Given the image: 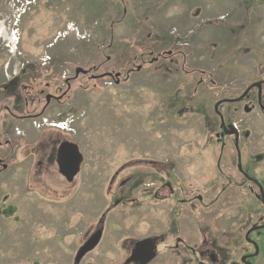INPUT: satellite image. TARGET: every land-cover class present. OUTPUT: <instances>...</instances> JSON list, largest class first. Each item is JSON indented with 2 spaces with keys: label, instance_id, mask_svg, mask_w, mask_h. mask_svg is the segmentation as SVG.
I'll return each mask as SVG.
<instances>
[{
  "label": "rangeland",
  "instance_id": "obj_1",
  "mask_svg": "<svg viewBox=\"0 0 264 264\" xmlns=\"http://www.w3.org/2000/svg\"><path fill=\"white\" fill-rule=\"evenodd\" d=\"M23 1L0 0V89L21 77L25 103L23 61L33 60L24 49L56 57L62 83L77 67L97 69L44 114L76 118L72 131L19 138L6 157L0 264H239L254 252L246 233L264 225V95L220 108L239 131L246 178L234 138L217 136L215 103L264 79V0H37L18 19ZM181 16L185 26L174 28ZM12 20L16 52L6 41ZM138 66L127 81L98 78ZM52 69L35 75L47 79ZM5 93L0 139L12 125L25 135L19 117L2 110L14 99ZM32 109L33 118L43 112ZM64 140L83 156L72 182L55 159ZM250 238L260 249L251 261L264 264V229Z\"/></svg>",
  "mask_w": 264,
  "mask_h": 264
},
{
  "label": "flooded vegetation",
  "instance_id": "obj_2",
  "mask_svg": "<svg viewBox=\"0 0 264 264\" xmlns=\"http://www.w3.org/2000/svg\"><path fill=\"white\" fill-rule=\"evenodd\" d=\"M176 39H179L177 36H174ZM187 44V43H185ZM56 59V58H55ZM54 58H51V60L49 62H43L42 63H38V61H33L31 62L30 60L25 61L24 64V68L25 72H24V76L26 74H28L27 77V81L25 82V86L27 87V92L26 94H22V96H24V104L22 103L21 99L18 98L19 94L17 93V90L19 91L21 89L22 86V78L18 77L15 78V81L11 82V79L8 82H5L3 84V86L1 87V91L6 92L4 94V96L6 98L13 96L14 99L13 101H9L8 104H3L2 105V110H6L7 112L9 111L10 114H12L13 116L19 117L17 120H32L33 116L30 115L29 113H27L28 110H30V108L34 111H38V110H43V113H45L52 102L56 101L59 104H63L64 102H66V100L68 99V97H70L71 95V91L73 88V83L75 80L79 79L80 75H90L93 74L96 69L97 66H94L92 68H75L74 70V75L70 76L67 75L65 78V81L62 83L61 82V78L59 72H58V66H57V59L55 60ZM155 59V58H154ZM20 63H22V61H19L17 65H19ZM40 66H45V68H41ZM139 67V66H138ZM137 67V68H138ZM50 68H54L52 69V72L48 75L47 79H41V77L37 78V76L35 75V72L37 71H41V70H45V69H50ZM137 68L135 67H131L128 70H126V72L123 74V72H114V74L119 73V77L116 78L120 81V80H129L131 73L134 70H137ZM142 66H140L141 70ZM54 70V71H53ZM113 74L112 72H108ZM41 76V75H40ZM91 76V75H90ZM96 77L94 74L92 75L93 79ZM113 78V77H112ZM113 78V80H115ZM13 80V79H12ZM257 84H260V86H258ZM254 89L257 90L256 93H254ZM254 95L259 101H262V97L264 95V79L260 80L257 83H253L250 86L246 87L244 89V91L237 97H233V98H226V99H221L218 100L215 103V106L217 103H220L218 108H219V112H220V108L224 105V104H240L242 102H244L247 98L251 97V95ZM66 98V99H65ZM65 99V100H64ZM1 106V105H0ZM233 110H236V108H234ZM245 110H249V107H245ZM5 111V112H6ZM18 111H24V115H19ZM40 111V112H41ZM6 112V113H7ZM18 113V114H17ZM27 113V114H26ZM219 118H220V127H221V132L217 133V136L219 137V140H221L224 137L230 136L234 138V143L236 146V150H237V157H238V170L241 172L242 176L244 178H246L245 176V170L242 167V153L240 151L239 148V135H238V140H237V135L235 134V130H233L231 127L233 125H231V123H226V119L225 116L220 112L217 113ZM223 121H224V125H223ZM5 127L4 128H8L9 123L7 121H5ZM235 127V126H233ZM226 128L225 134L222 135V133H224V129ZM239 134V131H237ZM14 133H8L7 136H4L3 139H0V154L2 153V157H0V174L3 172V170H8V167L10 165H8V163L6 162V157L8 156V153L11 154V150H14L13 145H15L17 142H19V140H16L15 137L20 136V134L16 133L15 135ZM22 136V135H21ZM242 171H241V170ZM251 230V229H250ZM251 233V232H250ZM247 234V233H246ZM249 237L246 236V240L253 246L254 248V252L248 253V254H244L241 256L240 258V262L239 264H253V262L251 261L253 258L257 257L258 254L260 253V249L257 245V243L252 240Z\"/></svg>",
  "mask_w": 264,
  "mask_h": 264
},
{
  "label": "water",
  "instance_id": "obj_3",
  "mask_svg": "<svg viewBox=\"0 0 264 264\" xmlns=\"http://www.w3.org/2000/svg\"><path fill=\"white\" fill-rule=\"evenodd\" d=\"M138 69H140V67ZM106 75L112 76L113 74H104L102 75V77ZM119 75L120 74L118 73L115 75V77H119ZM258 86L260 85L258 84ZM218 104L216 106V110H217ZM231 128L235 130L233 126ZM225 131H226V128H225ZM235 134L237 135V140H238V134L236 130H235ZM81 163H82V154L80 152L79 147L76 144L68 142V141L62 142L57 151V164H58L60 173L69 182H72L75 179V177L78 175L81 169ZM257 228L259 227L251 229L248 232L247 237L249 236L251 231Z\"/></svg>",
  "mask_w": 264,
  "mask_h": 264
},
{
  "label": "crops",
  "instance_id": "obj_4",
  "mask_svg": "<svg viewBox=\"0 0 264 264\" xmlns=\"http://www.w3.org/2000/svg\"><path fill=\"white\" fill-rule=\"evenodd\" d=\"M79 1V0H78ZM178 2V1H177ZM39 3H40V0H39ZM36 5H39L38 3L36 4ZM179 8H175V10H178ZM125 14H126V16H127V18H129V17H134V15H131V16H129L128 14H127V12L125 11ZM80 19H83V18H79V20ZM84 19H86V18H84ZM82 20H80V22H81ZM28 22H30V21H28ZM85 22V21H84ZM186 24V18L184 17V16H181V18L179 19V17H178V22H177V24H175V25H178V26H175L174 28H178V27H184L185 25H183V24ZM86 24V23H85ZM123 26V25H122ZM173 30H175V29H173ZM178 32H182L180 29H178ZM187 32V31H186ZM185 33V32H184ZM187 34V33H186ZM173 36V35H172ZM185 36V35H184ZM174 37V36H173ZM174 39H176L175 37H174ZM186 41H187V38L185 39ZM26 47V46H25ZM39 52V50L37 49L36 50V52ZM41 51H42V49H41ZM23 54H25V55H27L28 57H30L33 61H38L39 62V60L41 59V58H38V56H37V54L35 53V52H33V50L32 49H24V51H21ZM44 54V53H43ZM28 57H26V58H28ZM60 57L63 59V54L61 53L60 54ZM56 58V57H55ZM49 110V109H48ZM47 110V111H48ZM27 120V119H26ZM20 121V122H19ZM19 121H14L15 122V124H17L18 122L20 123V126H22L23 128H24V130H25V135H23V136H18L17 135V137H15V139L16 140H19V138H23V139H26L27 140V137H29V139H31V141L30 142H32V141H34V142H36L38 139H40V137H42V136H44V137H47V135H49V131H47V129H44V130H40V131H37V134H36V130H34V128L31 126L30 127V125L28 124V123H26L25 122V120L24 119H22V120H19ZM13 126V125H12ZM12 126L10 127V128H8V129H6V131H4V132H6V133H14V130L12 129ZM0 131H2V127H1V125H0ZM58 134V133H57ZM15 135V134H14ZM31 135V136H30ZM32 135H35L34 137H32ZM58 135H60V134H58ZM24 136L26 137V138H24ZM34 139V140H33ZM23 144L25 143L24 141L22 142ZM31 145H33V146H35L36 144L35 143H31ZM32 146V147H33ZM28 159V158H27ZM27 159H23V161L22 162H20V164H24L25 163V161L27 160ZM20 164L18 163L17 164V166L19 165L20 166Z\"/></svg>",
  "mask_w": 264,
  "mask_h": 264
},
{
  "label": "built area",
  "instance_id": "obj_5",
  "mask_svg": "<svg viewBox=\"0 0 264 264\" xmlns=\"http://www.w3.org/2000/svg\"><path fill=\"white\" fill-rule=\"evenodd\" d=\"M11 1H13V5L16 6L21 0H11ZM34 2H35V0H24L23 3H22V6H21L20 13H19L18 16H20L21 13L25 11V9H23V7H24L25 4H27V6H28V5H30V4H32V3H34ZM27 6H26V7H27ZM37 126L39 127V126H41V124H37ZM58 126L64 128V127H66L67 125H66V123H64V124H58Z\"/></svg>",
  "mask_w": 264,
  "mask_h": 264
},
{
  "label": "trees",
  "instance_id": "obj_6",
  "mask_svg": "<svg viewBox=\"0 0 264 264\" xmlns=\"http://www.w3.org/2000/svg\"><path fill=\"white\" fill-rule=\"evenodd\" d=\"M13 211V208H10L9 210H7V212H9V214Z\"/></svg>",
  "mask_w": 264,
  "mask_h": 264
}]
</instances>
